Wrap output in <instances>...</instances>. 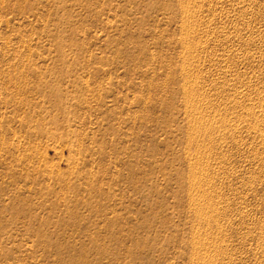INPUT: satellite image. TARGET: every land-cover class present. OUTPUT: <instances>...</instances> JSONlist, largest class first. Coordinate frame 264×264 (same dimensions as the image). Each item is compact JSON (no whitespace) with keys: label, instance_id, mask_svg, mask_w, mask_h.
Here are the masks:
<instances>
[{"label":"rangeland","instance_id":"1","mask_svg":"<svg viewBox=\"0 0 264 264\" xmlns=\"http://www.w3.org/2000/svg\"><path fill=\"white\" fill-rule=\"evenodd\" d=\"M262 99L264 0H0V264H264Z\"/></svg>","mask_w":264,"mask_h":264},{"label":"bare ground","instance_id":"2","mask_svg":"<svg viewBox=\"0 0 264 264\" xmlns=\"http://www.w3.org/2000/svg\"><path fill=\"white\" fill-rule=\"evenodd\" d=\"M239 7H240V6H239ZM185 18H186V17H185ZM187 21H188V17H187V19H185V22H187ZM186 24H187V23H186ZM185 26H187V25H185ZM197 29H198V28H197ZM187 36H188V35H187ZM185 39H186V38H185ZM185 39H184V41H185ZM193 40H194V39H193ZM181 44H182V43H181ZM205 45H206V44H205ZM183 46H184V45H183ZM187 78H188V77H187ZM222 78H223V77H222ZM189 81H190V80H189ZM244 83H245V82H244ZM192 86H193V85H192ZM193 92H195V94H196V91L193 90ZM188 93H189V92H188ZM190 93H191V92H190ZM195 94H194V93H193V94L191 93V94H189L187 97L190 99L191 96H194ZM186 95H187V94H186ZM197 96H198V95H197ZM197 96H196V97H197ZM194 98H195V96H194ZM184 99H185V98H184ZM191 99H192V98H191ZM198 99H199V98H198ZM259 99H261V98H258L257 100H259ZM262 100H263V99H262ZM187 101H188V100H187ZM191 101H192V100H191ZM259 101H260V100H259ZM194 102H196V101L194 100ZM200 102H201V101H199V103H200ZM257 102H258V101H257ZM261 102H262V101H261ZM261 102H260V103H261ZM263 102H264V100H263ZM263 102L260 104V106H261V105H264ZM188 103H189V102H188ZM258 103H259V102H258ZM186 104H187V103H186ZM189 104H190V103H189ZM191 104L193 105V103H191ZM244 104H245V103H244ZM196 105H197V104H196ZM261 107L263 108V106H261ZM186 108H187V107H186ZM194 108H195V107H194ZM242 108H243V107H242ZM197 109H198V108H197ZM187 110H188V109H187ZM202 110H203V109H202ZM205 110H206V109H205ZM188 113L190 114V112H187V114H188ZM193 113H195V112L193 111ZM193 113H192V114H193ZM246 113H247V112H246ZM189 114H188V115H189ZM199 114H200V113H199ZM195 115H197V114H195ZM263 115H264V113H263ZM263 115H262V117H264ZM239 116H240V115H239ZM239 116H236L235 118L237 119V117H239ZM249 116H250V114H249ZM252 116H253V115H252ZM254 116H255V115H254ZM242 117H243V116H242ZM262 117H261V118H262ZM190 118H191V117H190ZM192 118H193V117H192ZM194 118H195V117H194ZM216 118H217V117H216ZM239 118H241V116H240ZM261 118H259V119H261ZM236 119H235V121H237ZM243 119H244V118H243ZM257 119H258V118H257ZM257 119H256V120H257ZM233 120H234V119H233ZM233 120H232V121H233ZM189 121H190V120H189ZM212 121H213V120H212ZM228 122H230V121L228 120ZM259 122H260V121H259ZM261 122H262V123H261ZM261 122H260L261 124L264 123V121H261ZM191 123H193V122L191 121ZM260 123H259V124H260ZM191 125H192V124H191ZM191 125H190V127H191ZM193 125H194V124H193ZM204 125H205V124H204ZM215 125H216V124H215ZM263 125H264V124H263ZM202 126H203V125H202ZM260 126H261V125H260ZM260 126H259V128H260ZM196 127H198V126H196ZM199 127H201V124L199 125ZM222 127H223V126H222ZM261 127H262V126H261ZM191 128H192V127H191ZM193 128H194V127H193ZM251 128H252V127H251ZM194 129H195V128H194ZM194 129H193V130H194ZM197 129H198V128H197ZM199 129H200V132H201V128H199ZM203 129H204V131H205V127H204V126H203ZM203 129H202V131H203ZM193 130H192V132H193ZM258 130H259V129H258ZM258 130H256V131H258ZM196 131H197V130H195V132H196ZM215 131H216V130H215ZM254 131H255V129H254ZM220 132H221V131H220ZM252 132H253V131H252ZM258 132H260V130H259ZM261 132H262V131H261ZM187 133H188V132H187ZM198 133H199V132H197V134H198ZM214 133H215V132H214ZM217 133H218V132H217ZM263 133H264V132H263ZM202 134L206 135L205 132L202 133ZM189 135H190V134H189ZM190 136H191V135H190ZM195 136H197V135H195ZM215 136H216V135H215ZM218 136H219V135H218ZM218 136H217V137H218ZM220 136H221V135H220ZM224 136H225V135H224ZM261 136H263V135L261 134ZM217 137H216V138H217ZM188 138L190 139V137H188ZM221 138H223V137H221ZM192 139H194V138H192ZM218 139H219V141H220V138H219V137H218ZM262 139H263V138H262ZM200 140H201V139H200ZM221 140H222V139H221ZM234 140H235V139H234ZM214 141H215V140H214ZM216 141H217V139H216ZM216 141H215V142H216ZM190 142H191V140H190ZM190 142H189V143H190ZM192 142H193V141H192ZM217 142H218V141H217ZM194 143H195V142H194ZM219 143H220V142H219ZM192 144H193V143H192ZM199 146H200V145H199ZM199 149H200V148H199ZM230 149H231V148H230ZM195 161H196V160H195ZM198 167H199V166H198ZM196 168H197V167H196ZM193 169H194V168H193ZM202 172H203V171H202ZM191 173H192V172H191ZM194 174H195V175L191 174V176H194V178H195V176H196L198 173L196 174V172H195ZM199 174H200V173H199ZM200 175H201V174H200ZM188 176H189V175H188ZM192 178H193V177H192ZM197 178H198V175H197ZM190 179H191V177H190ZM198 179H199V178H198ZM198 179H197V182H198ZM201 179H202V178H201ZM195 180H196V179H195ZM191 181H192V179H191ZM201 181H202V180H201ZM199 182H200V181H199ZM189 183H190V182H189ZM194 183H195V181H194V179H193V181H192V183H191V185L193 184V187L195 186ZM197 184H199V183H197ZM200 184H201V183H200ZM200 184H199V187H200ZM189 186H190V184H189ZM197 186H198V185H196V187H197ZM199 187H198V188H199ZM201 187H202V186H201ZM198 188H197V189H198ZM190 189H191V188H190ZM193 189H194V188H193ZM195 189H196V188H195ZM195 189H194V190H195ZM202 190H205V189L202 188ZM188 191H189V190H188ZM190 191H191V190H190ZM190 191H189V192H190ZM206 191H207V190H206ZM206 191H205V192H206ZM189 192H188V193H189ZM193 192H194V191H193ZM193 192H192V193H193ZM197 192H198V191H197ZM199 192H201V189H199ZM199 192H198V193H199ZM203 192H204V191H203ZM203 192H201V193L203 194ZM207 192H208V191H207ZM207 192H206V194H207ZM188 193H187V194H188ZM190 193H191V192H190ZM192 193H191V194H192ZM202 194H201V195H202ZM204 194H205V193H204ZM195 195H197V193H196ZM198 195H199V194H198ZM201 195H200V196H201ZM207 195H208V194H207ZM189 196L192 197L193 195H189ZM203 196H204V197L206 198V200H207V196L202 195V197H203ZM191 197H190V199H191ZM193 197H194V196H193ZM200 198H201V197H200ZM200 198L198 197L197 199H200ZM190 199H189V201H190ZM195 199H196V197H195ZM201 199H202V198H201ZM203 199H204V198H203ZM203 199H202V200H203ZM208 199H209V198H208ZM193 200H194V199H193ZM194 201H196V200H194ZM198 201H199V200H198ZM204 201H205V200H204ZM200 202H201V200H200ZM213 202H214V201H213ZM195 203H196V202H195ZM202 203L204 204V202H201V204H202ZM190 204H192V203H190ZM201 204H200V205H201ZM203 204H202V208H203ZM193 205H194V204H193ZM198 205H199V204H198ZM200 205H199V206H200ZM214 205H215V202H214ZM196 206H197V205H196ZM196 206H195V207H196ZM210 206H211V205H210ZM210 206H209V207H210ZM193 207H194V206H193ZM193 207H192V208H193ZM195 207H194V210H195ZM197 207H198V206H197ZM209 207H208V208H209ZM196 209H197V208H196ZM205 209H207V208H205ZM205 209L203 208V210H201V209H199V207H198L196 214H198V215H200V216H201V215L203 216L202 211H204ZM192 210H193V209H192ZM207 210H208V209H207ZM210 210H211V209H210ZM195 211H196V210H195ZM205 211H206V210H205ZM208 212H209V211H208ZM193 214H195V213H193ZM205 215H206V214H204V216H205ZM195 216H196V215H195ZM202 216L199 218V221H200L201 218H203ZM215 216H216V214H215ZM205 217H206V216H205ZM205 217H204V221H205V219H206ZM208 220H209V219H208ZM208 220H207V221H208ZM197 221H198V220H197ZM208 222H209V221H208ZM200 223H201V222H200ZM205 223H206V222H205ZM206 224H208V223H206ZM202 225H203V223H202ZM195 226L197 227V225H195ZM202 228H203V226H202ZM193 229H194V227H193ZM193 231H195V230H193ZM192 233H195V232H192ZM197 233H198V232H197ZM205 233H206V232H205ZM203 235H204V234H203ZM208 235H209V234H208ZM209 236H210V235H209ZM207 237H208V236L206 235V239H207ZM211 239H212V238H211ZM201 241H205V240L203 239V240H201ZM209 241H211V240L209 239ZM209 241L207 240V242H209ZM207 242L205 243L206 245H207ZM211 242H212V241H211ZM199 243H201V242H199ZM208 244H209V243H208ZM194 245H195V244H194ZM196 246H197V245H196ZM198 246H199V244H198ZM201 246H202V245H201ZM208 246H209V245H208ZM195 249H196V247H195ZM200 249H202V247H201ZM203 249H204V248H203ZM202 255H203V254H202ZM202 258H203V257H202ZM204 258H205V256H204ZM203 260H204V259H203ZM198 261H199V260H198ZM201 264H203V263H201Z\"/></svg>","mask_w":264,"mask_h":264}]
</instances>
